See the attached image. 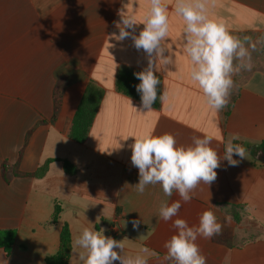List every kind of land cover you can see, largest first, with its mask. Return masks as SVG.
<instances>
[{
    "label": "crops",
    "instance_id": "obj_1",
    "mask_svg": "<svg viewBox=\"0 0 264 264\" xmlns=\"http://www.w3.org/2000/svg\"><path fill=\"white\" fill-rule=\"evenodd\" d=\"M161 2L169 10L165 42L174 64L157 65L167 100L140 113L116 89V77L122 68L141 71L147 61L130 38L116 41L112 34H118L114 22L121 10L134 13L138 33L150 0H0V229L16 230L10 253L0 248V264H46L58 251L66 224L72 240L68 264H82L73 240L83 227H103L105 236L115 227L124 254L147 248L148 264H171L163 245L175 229L158 209L180 197L165 196L159 184L143 193L133 187L138 169L128 145L148 132L170 133L181 146L211 136L210 146L221 158L226 142L239 136L233 143L246 149L245 157L233 154L234 166L221 161L215 181L200 182L192 199L181 202L178 217L191 226L211 210L222 225L219 234L196 241L206 264H264V0H206L210 18L221 20L245 46L256 45L250 49L252 70L233 75L229 102L219 111L209 108L189 78L176 0ZM61 77L70 82L54 117L53 90ZM92 82L103 96L87 138L79 143L69 130ZM131 103L140 104L132 98ZM47 161L42 177L12 174L13 167L32 173ZM65 162L74 174L65 172ZM133 220L140 222L135 229ZM221 233L223 240L217 238Z\"/></svg>",
    "mask_w": 264,
    "mask_h": 264
},
{
    "label": "clouds",
    "instance_id": "obj_2",
    "mask_svg": "<svg viewBox=\"0 0 264 264\" xmlns=\"http://www.w3.org/2000/svg\"><path fill=\"white\" fill-rule=\"evenodd\" d=\"M167 6L161 0H150V7L143 16L142 25L137 33V19L134 13L121 10L119 20L115 21L118 34L112 38L123 41L130 38L133 46L142 50L147 66L133 75L139 80L134 85L140 96L139 106L131 107L137 112L152 111L153 104L167 100V92L159 91L160 79L157 65L167 69L174 64V56L166 47L165 38L169 35V16ZM175 14L184 21L183 43L184 54L189 60V78L201 90L205 103L210 109L219 111L229 102L234 87L233 75L243 71H251L253 64L250 49L255 43L248 45L231 34L219 19L210 18L207 14L206 0H176ZM248 41V37H244ZM235 61V63H234ZM128 147L131 149V164L138 169V182L133 186L143 193L146 186L159 184L163 193L171 197L178 193L180 199L172 203L164 201L158 209L159 217L167 222L172 221L175 233L164 242L165 260L171 264H206V257L201 253L198 238L209 239L219 234L222 225L211 210L199 214L198 223L189 225L178 217L181 202L192 199V191L200 182L210 185L215 181L221 161L228 165L238 163L233 154L245 157L246 149L233 143L239 136L233 134L226 142L223 158L210 145L212 137L208 135L193 137L190 144L181 146L170 133L154 135L151 132L133 137ZM133 228L140 223L133 220ZM105 228L99 231L83 227L74 238V247L80 249L78 254L82 264H148L147 248H141L134 255L123 252L122 240L105 236ZM119 250V251H117Z\"/></svg>",
    "mask_w": 264,
    "mask_h": 264
},
{
    "label": "trees",
    "instance_id": "obj_3",
    "mask_svg": "<svg viewBox=\"0 0 264 264\" xmlns=\"http://www.w3.org/2000/svg\"><path fill=\"white\" fill-rule=\"evenodd\" d=\"M134 72H139L138 70L130 68H122L118 71L116 77V89L122 94L135 99L140 102V96L136 92L134 85L139 83V80L136 79L133 75ZM160 79V77H159ZM70 82L68 77H61L57 80V83L53 90V102H54V117L56 116L62 102V95L65 90V87ZM161 91V79L160 84L158 85V93ZM103 96L102 89L95 83H90L79 103V106L75 112L71 128L69 130V136L76 142H84L88 136L90 128L93 124L94 118L97 114L98 108L100 106ZM160 100L153 104L152 107H159ZM264 150V143L262 144ZM49 161L42 165L37 171L32 173H23L17 168H12V174L14 176L23 177V176H33V177H42L47 173ZM64 170L68 174H74L75 168L68 164L64 163ZM8 172V166L3 165L2 174L6 179ZM60 213L59 205L56 206L54 216L52 221L55 222L58 219ZM236 219L239 221V217L236 216ZM226 237L225 233H221ZM220 234V235H221ZM16 230L15 229H0V248H3L4 251L9 254L11 248L15 242ZM72 250V240L71 233L68 225H64L62 228L60 236V246L58 251L51 256H48L45 260L46 264H68L70 259V254Z\"/></svg>",
    "mask_w": 264,
    "mask_h": 264
},
{
    "label": "built area",
    "instance_id": "obj_4",
    "mask_svg": "<svg viewBox=\"0 0 264 264\" xmlns=\"http://www.w3.org/2000/svg\"><path fill=\"white\" fill-rule=\"evenodd\" d=\"M118 233V230L115 228V227H112L111 229H110V236L112 237V238H114V236L116 235Z\"/></svg>",
    "mask_w": 264,
    "mask_h": 264
},
{
    "label": "rangeland",
    "instance_id": "obj_5",
    "mask_svg": "<svg viewBox=\"0 0 264 264\" xmlns=\"http://www.w3.org/2000/svg\"><path fill=\"white\" fill-rule=\"evenodd\" d=\"M219 240H223V239H225V236L224 235H219L218 237H217Z\"/></svg>",
    "mask_w": 264,
    "mask_h": 264
}]
</instances>
